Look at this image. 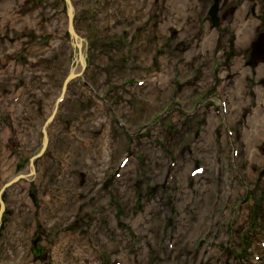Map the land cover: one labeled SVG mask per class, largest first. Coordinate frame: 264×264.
I'll return each instance as SVG.
<instances>
[{
	"label": "rangeland",
	"instance_id": "374dc122",
	"mask_svg": "<svg viewBox=\"0 0 264 264\" xmlns=\"http://www.w3.org/2000/svg\"><path fill=\"white\" fill-rule=\"evenodd\" d=\"M71 1L47 123L65 1L0 0V264H264V0Z\"/></svg>",
	"mask_w": 264,
	"mask_h": 264
},
{
	"label": "water",
	"instance_id": "95a60500",
	"mask_svg": "<svg viewBox=\"0 0 264 264\" xmlns=\"http://www.w3.org/2000/svg\"><path fill=\"white\" fill-rule=\"evenodd\" d=\"M68 28H69L70 33L72 34V37L75 39V43H76V41H80L81 42L79 36L77 35V32L74 29V21H73V19H69L68 18ZM263 38L264 37H262V35L259 34L257 39L254 41V43L252 45L251 54H250L251 62H253L255 59H258V58H264V39ZM77 45L79 46V55L78 56H79V61L81 63L80 64V70L76 71L75 69H72L69 72V75L64 79L61 93H60L59 97L57 98V101L55 103V107L53 109L52 115L50 116V118H48L47 123L50 120H52L53 115L55 114L56 108L59 106L60 102L65 97V90H66L67 85L70 83V81L74 77H76L77 75H81L82 74V70L85 67L84 56H83V53L80 52L81 51V49H80L81 45L80 44H77ZM46 129L47 128L44 126L43 127V131H44L45 141H44V143H43V145L41 147L40 152L30 159L31 167H33V160L35 158H38L39 156H41L42 151L45 148V145H46V142H47L46 141L47 140ZM24 176H26V174L19 173V174L15 175L14 177H12L11 179H9V181L6 182V184H4L2 186V188L0 189V196L2 194V191L5 189V187L10 186L11 183L14 184L18 179H20L19 177H24ZM3 208H4V205H3L2 201H1V197H0V216H1Z\"/></svg>",
	"mask_w": 264,
	"mask_h": 264
},
{
	"label": "bare ground",
	"instance_id": "6f19581e",
	"mask_svg": "<svg viewBox=\"0 0 264 264\" xmlns=\"http://www.w3.org/2000/svg\"><path fill=\"white\" fill-rule=\"evenodd\" d=\"M64 1H65V4H66V16H67V19L68 18L69 19H73V21H74L75 11H74V7H73V4H72V1L71 0H64ZM217 1L218 0L213 1V4L208 9V14L210 15L209 16L210 22H212V24L214 26H216V27L218 25H220L224 20H226L225 17H222V16L218 15V13H217L218 12V9H217L218 3H217ZM248 25H249V23H248ZM246 28H247V25L244 28L243 34H244ZM240 30H242V28H240ZM80 40H81V42L80 41H76L75 46L79 47L77 44H80L81 45L80 46V49H81L80 52L82 53V47L84 48L85 45H84V40H82V39H80ZM78 55H79V51H78ZM52 119H54V117ZM47 131H48V129L46 130V133H47ZM44 141H45V138L43 137L42 142L44 143ZM46 141H48V135H47V140ZM30 166H31V164H30ZM19 178L21 179L22 177H19ZM10 185H13V183H11Z\"/></svg>",
	"mask_w": 264,
	"mask_h": 264
}]
</instances>
